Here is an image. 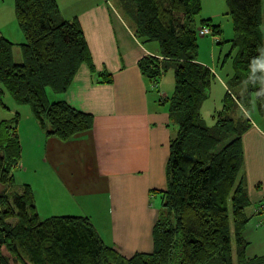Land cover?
<instances>
[{
  "label": "trees",
  "instance_id": "1",
  "mask_svg": "<svg viewBox=\"0 0 264 264\" xmlns=\"http://www.w3.org/2000/svg\"><path fill=\"white\" fill-rule=\"evenodd\" d=\"M233 37L227 57L232 76L225 82L221 106L206 124L201 107L216 80L198 56L197 29L214 35L221 29L211 19H199L201 0H122L130 8L134 36L142 44H157L138 67L156 86L171 69L174 89L165 99L169 121L176 127L169 141L166 188L157 191L161 205L152 229L151 253L124 257L106 244L84 215L41 219L28 184L19 193L0 191V264H264V256L248 259L243 230L249 205L242 173L241 138L248 117L236 114L264 111V22L261 0H225ZM17 24L24 35L20 63L15 45L0 32V95L6 90L17 105H27L47 138L66 142L89 131L93 117L72 108L64 94L82 64L94 66L83 30L76 18H62L56 0H13ZM222 45V43H217ZM99 83L112 75L96 73ZM17 114L0 121V185H13L21 159Z\"/></svg>",
  "mask_w": 264,
  "mask_h": 264
},
{
  "label": "crops",
  "instance_id": "2",
  "mask_svg": "<svg viewBox=\"0 0 264 264\" xmlns=\"http://www.w3.org/2000/svg\"><path fill=\"white\" fill-rule=\"evenodd\" d=\"M56 2L63 19L76 18L79 22L95 71L91 73L82 64L68 90L55 95V101L62 99L72 108L91 114L93 126L62 142L47 138L30 114L26 126L18 123L20 145L23 147L22 131L28 132L26 137L30 136L28 140L38 150L42 171L48 169L55 174L69 201L78 205L77 214L89 217L106 244L124 257L151 253L152 229L159 210L157 197L161 205L157 191L166 188L169 141L176 131L165 103L170 93L161 91V79L156 86L149 83L138 67L141 58L157 54L158 49L136 39L134 22L122 15L120 0ZM4 5L0 4L2 10ZM261 10L264 17V0ZM260 30L264 41V22ZM0 32L8 38L2 26ZM221 52H213L210 63L198 60L211 70L219 69L215 77L226 91L232 61L231 71L226 70L222 76L223 57L227 53L222 56ZM234 54L232 51L231 60ZM101 71L112 75L110 84L99 83L96 73ZM215 92L216 88H211L209 97ZM214 97L221 102L223 95ZM246 115L250 127L242 135L241 146L249 200L245 213L249 221L243 237L248 243L245 256L252 259L264 256V111ZM89 210L96 215L92 216ZM103 216L107 224L99 231L93 218L99 220Z\"/></svg>",
  "mask_w": 264,
  "mask_h": 264
},
{
  "label": "rangeland",
  "instance_id": "3",
  "mask_svg": "<svg viewBox=\"0 0 264 264\" xmlns=\"http://www.w3.org/2000/svg\"><path fill=\"white\" fill-rule=\"evenodd\" d=\"M1 1L2 0H0V4L5 3V10H2L0 8V26H2L3 31L6 33L4 34L7 35V39L15 44L12 50L13 61L15 63H20L22 61L20 44L24 43L25 39L15 19L14 8L12 9V7H14V2L13 0L8 2ZM7 4L10 5L7 6ZM119 5L122 15L126 17L128 21H131L132 18L129 11L130 8L126 6L122 7V0H120ZM3 11H5V13ZM227 13L228 9L225 0L201 1V13L197 20L204 18L211 19L214 24H218L220 26L221 34L213 35L210 31V34L202 36L199 34V31L204 28L206 29V27H199L197 29L198 59H202L210 63V61L214 57L213 52H215V54H218L221 50V55L223 56L229 51L230 45L224 42L230 40L233 37V30L231 18ZM214 41L216 43H214ZM217 43H222V45H217ZM150 46L157 47V44L153 42L150 43ZM231 61L232 60L230 57H227L224 60L222 69L220 71V74L222 76L224 75L226 70L231 71ZM212 71L216 76V74L219 72V69L218 72L215 69ZM160 79L162 82L161 91H167L171 93L174 89L173 71L171 69H167V71L161 76ZM221 86L222 85L220 84V82L216 79L211 86V88H216V92L214 94L215 96L219 97V95H223V93L225 92V89H222ZM2 92L3 93L0 95V121L10 120L17 114V116L19 117V121L23 123L22 126H26L28 123V118L31 114L29 107L27 105L15 104L10 94L6 90H2ZM47 94L48 96H50L49 101L54 102L56 97H54L55 95H53L49 89H47ZM214 95L208 97L201 107L202 117L205 120V123L208 125L212 124L211 116L213 115L215 110H218L221 106V103L219 101H215L213 99L215 98ZM246 114V110H244V108H240V113H237L236 117L240 115L247 117ZM22 129L25 130V128ZM26 135H28V132L22 131L21 139L23 141V147H21V159L13 171V185L10 187L0 185V191H5L6 193L10 194L19 193L21 191V187L24 184L28 183L31 184V189H33L32 191L35 192V206L37 208V213L41 219L53 216L81 215L77 214V212L80 211L78 205L69 201V199L65 195V192H63L62 189L58 186L59 181L58 179H56L55 174L52 171H48V169L42 171L43 164L40 159H37V157L39 156L38 150L33 145L34 143L28 140V137L30 139V136L26 137ZM158 198L160 200V197H157L155 203L156 206H159L160 208V202L158 201ZM89 213H91L92 216L96 215L93 210H89ZM95 217L93 219L95 220L96 228L99 231L100 229H104L107 224L105 216L100 217L99 220H96Z\"/></svg>",
  "mask_w": 264,
  "mask_h": 264
},
{
  "label": "built area",
  "instance_id": "4",
  "mask_svg": "<svg viewBox=\"0 0 264 264\" xmlns=\"http://www.w3.org/2000/svg\"><path fill=\"white\" fill-rule=\"evenodd\" d=\"M199 34L200 35H202V36H204V35H206V34H210V30H208V29H201L200 31H199Z\"/></svg>",
  "mask_w": 264,
  "mask_h": 264
}]
</instances>
